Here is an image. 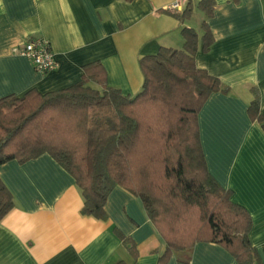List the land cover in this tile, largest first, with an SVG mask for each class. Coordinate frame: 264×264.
<instances>
[{
  "label": "crops",
  "instance_id": "crops-1",
  "mask_svg": "<svg viewBox=\"0 0 264 264\" xmlns=\"http://www.w3.org/2000/svg\"><path fill=\"white\" fill-rule=\"evenodd\" d=\"M199 1L191 0V15L180 21L169 6L177 2L180 13L187 0H0V97L67 88L94 61L109 86L134 96L143 84L139 59L181 49L182 29L201 35L206 20L214 42L195 64L228 91L212 93L198 113L201 148L208 172L249 213L259 256L253 264H264V132L248 114L255 91L264 114V0H213L209 18ZM36 37L49 40L57 62L43 74L13 52ZM0 178L14 202L0 220V264H157L166 249L140 198L123 187L109 193L105 219L82 215L80 188L49 154L3 163ZM166 264L238 263L223 246L197 242L173 251Z\"/></svg>",
  "mask_w": 264,
  "mask_h": 264
},
{
  "label": "trees",
  "instance_id": "trees-1",
  "mask_svg": "<svg viewBox=\"0 0 264 264\" xmlns=\"http://www.w3.org/2000/svg\"><path fill=\"white\" fill-rule=\"evenodd\" d=\"M197 6L212 16L213 0H200ZM192 9L187 0L184 10L172 15L184 21ZM200 28L201 35L182 29L181 49L162 47L139 59L143 84L134 96L109 86L104 67L94 61L67 88L0 97V165L49 154L80 188L81 214L101 220L109 193L123 187L140 198L165 241L157 264L197 242L223 246L238 264L258 262L249 239L251 217L208 172L201 148L198 113L212 93L228 88L195 64L196 53L208 52L214 42L206 20ZM248 114L264 132L257 91ZM13 205L0 178V220ZM129 250L135 254L134 245Z\"/></svg>",
  "mask_w": 264,
  "mask_h": 264
},
{
  "label": "built area",
  "instance_id": "built-area-1",
  "mask_svg": "<svg viewBox=\"0 0 264 264\" xmlns=\"http://www.w3.org/2000/svg\"><path fill=\"white\" fill-rule=\"evenodd\" d=\"M177 7L178 3L176 2L169 6V10L175 12ZM13 52L30 59L34 69L42 74L57 66L50 42L43 37L31 38L23 45L13 48Z\"/></svg>",
  "mask_w": 264,
  "mask_h": 264
}]
</instances>
